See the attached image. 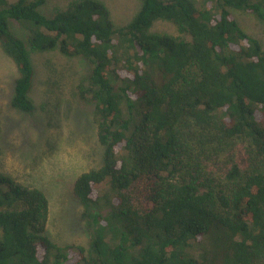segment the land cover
I'll list each match as a JSON object with an SVG mask.
<instances>
[{
	"label": "trees",
	"instance_id": "16d2710c",
	"mask_svg": "<svg viewBox=\"0 0 264 264\" xmlns=\"http://www.w3.org/2000/svg\"><path fill=\"white\" fill-rule=\"evenodd\" d=\"M139 1L116 26L99 0L51 17L46 0H0L11 107L35 108L28 46L82 58L77 94L103 148L73 185L87 248L51 241L44 193L0 173V264H264V50L233 14L264 24V0ZM156 20L188 39L151 32Z\"/></svg>",
	"mask_w": 264,
	"mask_h": 264
},
{
	"label": "rangeland",
	"instance_id": "374dc122",
	"mask_svg": "<svg viewBox=\"0 0 264 264\" xmlns=\"http://www.w3.org/2000/svg\"><path fill=\"white\" fill-rule=\"evenodd\" d=\"M69 1L46 0L40 12L51 17ZM99 1L108 8L116 26L126 24L140 8L139 0ZM193 1L198 8L203 7V0ZM233 14L264 50V24L241 11ZM10 28L26 41L27 34L19 25L10 21ZM151 32L188 39L164 20H156ZM27 48L34 67L30 96L35 108L31 113L11 107L17 71L0 47V173L44 193L49 205L45 234L51 241L87 248L89 233L73 185L80 174L102 165L95 105L77 94L78 85L87 83L90 66L82 58L62 55L58 49L43 52Z\"/></svg>",
	"mask_w": 264,
	"mask_h": 264
}]
</instances>
